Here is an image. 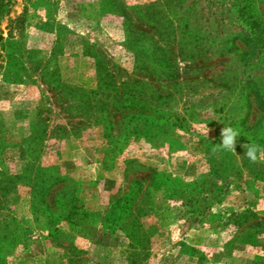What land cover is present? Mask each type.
I'll return each mask as SVG.
<instances>
[{"label": "rangeland", "instance_id": "obj_1", "mask_svg": "<svg viewBox=\"0 0 264 264\" xmlns=\"http://www.w3.org/2000/svg\"><path fill=\"white\" fill-rule=\"evenodd\" d=\"M224 126L236 153L213 152ZM248 142L264 0H11L0 19V264H264Z\"/></svg>", "mask_w": 264, "mask_h": 264}, {"label": "clouds", "instance_id": "obj_2", "mask_svg": "<svg viewBox=\"0 0 264 264\" xmlns=\"http://www.w3.org/2000/svg\"><path fill=\"white\" fill-rule=\"evenodd\" d=\"M206 127V136L209 129ZM241 135V130L233 126H224L220 131L221 142L218 145H214L213 152L223 149L236 153L237 139ZM242 147L245 149L244 155L247 159L255 164L258 162H264V146L258 143L248 142Z\"/></svg>", "mask_w": 264, "mask_h": 264}, {"label": "trees", "instance_id": "obj_3", "mask_svg": "<svg viewBox=\"0 0 264 264\" xmlns=\"http://www.w3.org/2000/svg\"><path fill=\"white\" fill-rule=\"evenodd\" d=\"M11 0H0V19L2 18L6 8L9 6ZM112 205L110 206L109 210L105 214V218L103 219V222H106L110 219L111 213H112V208H114V204L111 203ZM110 221V220H109Z\"/></svg>", "mask_w": 264, "mask_h": 264}, {"label": "crops", "instance_id": "obj_4", "mask_svg": "<svg viewBox=\"0 0 264 264\" xmlns=\"http://www.w3.org/2000/svg\"><path fill=\"white\" fill-rule=\"evenodd\" d=\"M94 203V202H93ZM93 209H99L98 208V206H96V203H95V205L93 204ZM71 234L73 235V237H74V241L75 240H78V241H83V240H85V237H83V235H79V234H77V233H74V232H72L71 231ZM105 235H111V234H105ZM87 240V239H86ZM77 245H78V243H76Z\"/></svg>", "mask_w": 264, "mask_h": 264}]
</instances>
